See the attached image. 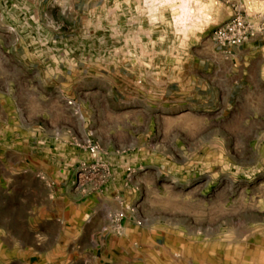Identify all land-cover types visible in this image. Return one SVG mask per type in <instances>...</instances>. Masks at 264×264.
I'll return each instance as SVG.
<instances>
[{"label": "rangeland", "instance_id": "obj_1", "mask_svg": "<svg viewBox=\"0 0 264 264\" xmlns=\"http://www.w3.org/2000/svg\"><path fill=\"white\" fill-rule=\"evenodd\" d=\"M231 4L0 0V264H264V119L166 106Z\"/></svg>", "mask_w": 264, "mask_h": 264}, {"label": "crops", "instance_id": "obj_2", "mask_svg": "<svg viewBox=\"0 0 264 264\" xmlns=\"http://www.w3.org/2000/svg\"><path fill=\"white\" fill-rule=\"evenodd\" d=\"M231 1V8H238V0ZM208 53L205 58L199 57L194 70L190 67L182 70L179 72V77L177 76L180 80L168 85L166 94L175 102H167L166 106H171L169 108L171 110L178 107L205 111L220 107L222 111L234 109L247 114L252 112L254 116L257 114L259 118L264 119V39L253 38L243 46L229 51L210 45ZM14 59L19 63L29 60L28 57L18 56H14ZM45 68L42 72L44 78L52 79ZM70 71L71 78L68 79L72 98L76 96L75 99L79 101L77 96L81 90H85L79 89L80 79L82 80L81 72L76 68ZM56 73L54 79L57 83V80H60L59 77H64L65 74L62 70H57ZM175 76L176 74L172 71L166 72L167 79ZM90 77V82L109 79V76L105 77L103 74H97V76L91 74ZM122 81L125 84L124 92L127 81L125 79ZM110 90L109 82H107V86L88 87L84 94H105ZM60 92L63 94L64 90L61 89ZM22 125L30 126L31 123L23 120Z\"/></svg>", "mask_w": 264, "mask_h": 264}, {"label": "built area", "instance_id": "obj_3", "mask_svg": "<svg viewBox=\"0 0 264 264\" xmlns=\"http://www.w3.org/2000/svg\"><path fill=\"white\" fill-rule=\"evenodd\" d=\"M264 33V22L254 23L237 7L234 15L215 29L212 41L218 48L229 51Z\"/></svg>", "mask_w": 264, "mask_h": 264}]
</instances>
